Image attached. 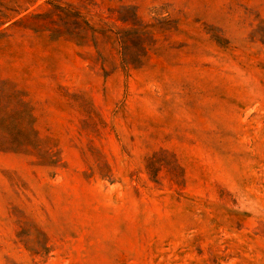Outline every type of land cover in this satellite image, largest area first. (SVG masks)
Masks as SVG:
<instances>
[{
  "label": "rangeland",
  "instance_id": "374dc122",
  "mask_svg": "<svg viewBox=\"0 0 264 264\" xmlns=\"http://www.w3.org/2000/svg\"><path fill=\"white\" fill-rule=\"evenodd\" d=\"M0 264H264V0H0Z\"/></svg>",
  "mask_w": 264,
  "mask_h": 264
}]
</instances>
